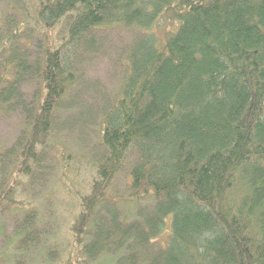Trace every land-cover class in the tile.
Listing matches in <instances>:
<instances>
[{
  "label": "trees",
  "instance_id": "trees-1",
  "mask_svg": "<svg viewBox=\"0 0 264 264\" xmlns=\"http://www.w3.org/2000/svg\"><path fill=\"white\" fill-rule=\"evenodd\" d=\"M29 1L30 10L26 0H5L0 9V110L24 113L28 128L5 154L14 153L25 176L40 164L63 96L79 85L96 32L120 25L137 34L103 113L105 152L80 198L71 256L81 263L103 253L113 264H264V0ZM21 3L27 11L19 18ZM162 17L176 26L160 36ZM132 153L130 194H152L154 204L125 220L106 192ZM14 185L2 187L0 210L3 201L19 202ZM105 205L107 217L98 211ZM34 210L15 228L23 254L28 241L43 243ZM168 215L172 232L159 245Z\"/></svg>",
  "mask_w": 264,
  "mask_h": 264
},
{
  "label": "rangeland",
  "instance_id": "rangeland-1",
  "mask_svg": "<svg viewBox=\"0 0 264 264\" xmlns=\"http://www.w3.org/2000/svg\"><path fill=\"white\" fill-rule=\"evenodd\" d=\"M26 5L30 10L29 0H26ZM4 7L5 0H0V9ZM19 9L21 12L18 17L22 18L27 10L22 3ZM66 24V21L59 24L56 32L63 33ZM175 26V20L162 17L157 30L163 36L164 32ZM34 35L31 36L33 40ZM135 35L133 29L120 25L105 26L96 32L92 53L80 61L79 85L64 95L57 107L51 136L40 154V164L38 167L35 165L37 170L32 175L25 176L17 172L14 153L5 154L7 149L17 143L19 136L27 132L25 115L18 110H0V191L2 197H6L7 193L2 187L14 183L11 197L19 201L2 202L0 264H69L70 261H80L82 256H71L70 249L74 242L71 227L81 208L80 198L91 191L93 179L97 175V161L105 152L101 141L103 113L120 90L127 68L125 57L135 41ZM2 62L0 52V70L3 68ZM34 88L31 82L23 85L26 96H31ZM135 160V153L127 157L106 192L110 200H118L113 207L125 220L142 216L154 204L152 194L139 199L130 194L129 171ZM30 208H35V215H39L35 222L39 232L36 235L43 243L40 246L35 245L34 239L28 241L31 250L23 254L21 248L17 247L15 228L18 223L25 221V213ZM98 211L99 215L107 217V205L101 206ZM171 217L167 216L164 228L155 238L159 245L167 244L172 232ZM50 257L57 258L50 261ZM89 262L78 264H113L110 256L103 253L97 260Z\"/></svg>",
  "mask_w": 264,
  "mask_h": 264
}]
</instances>
